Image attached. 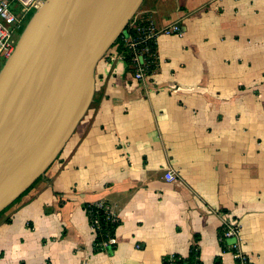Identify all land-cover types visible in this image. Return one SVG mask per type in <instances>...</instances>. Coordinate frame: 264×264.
<instances>
[{
	"label": "crops",
	"instance_id": "0c3cea01",
	"mask_svg": "<svg viewBox=\"0 0 264 264\" xmlns=\"http://www.w3.org/2000/svg\"><path fill=\"white\" fill-rule=\"evenodd\" d=\"M152 22L184 35L158 37L145 80L118 47L101 60L87 116L0 217V264H164L193 245L238 264L227 218L264 264V0H145L131 27ZM98 202L120 220L113 248L96 246Z\"/></svg>",
	"mask_w": 264,
	"mask_h": 264
},
{
	"label": "water",
	"instance_id": "95a60500",
	"mask_svg": "<svg viewBox=\"0 0 264 264\" xmlns=\"http://www.w3.org/2000/svg\"><path fill=\"white\" fill-rule=\"evenodd\" d=\"M145 0H46L0 70V214L49 168L95 98L96 69Z\"/></svg>",
	"mask_w": 264,
	"mask_h": 264
},
{
	"label": "built area",
	"instance_id": "2783aa9c",
	"mask_svg": "<svg viewBox=\"0 0 264 264\" xmlns=\"http://www.w3.org/2000/svg\"><path fill=\"white\" fill-rule=\"evenodd\" d=\"M45 3L46 0H0V70L5 62L13 56L19 38L22 35V30L28 25L30 13L41 9ZM131 28L136 31L135 35H132L131 32L128 33L125 42L132 53L135 79L141 81L147 78L149 67L152 63L151 57H155L158 37L161 35L183 37L184 32L178 24L159 28L153 22ZM165 179L173 182L176 176L172 172H169L165 175ZM92 205L102 211V216L107 222L112 224L120 222L118 216L106 203L98 202ZM92 217V229L96 236H98V232L102 235L103 229L98 215L93 216L92 212ZM223 229L224 237L231 242L230 248L237 250L236 258L238 264H252L249 257L239 250L240 224L227 218ZM116 245V235L112 236L110 233H107L103 242L100 243L103 249L113 248ZM171 257V260L175 261V256Z\"/></svg>",
	"mask_w": 264,
	"mask_h": 264
},
{
	"label": "trees",
	"instance_id": "16d2710c",
	"mask_svg": "<svg viewBox=\"0 0 264 264\" xmlns=\"http://www.w3.org/2000/svg\"><path fill=\"white\" fill-rule=\"evenodd\" d=\"M35 14V12L30 13L29 15V20L28 23L30 22V20L32 19L33 15ZM136 18V16H135ZM135 18L132 20V22L135 20ZM132 22L128 25L125 34H123L122 36H120V38L118 39L117 43L115 44L114 47H118V49L124 53L127 62L130 66H132L131 68H133V62H132V53L129 51L128 46L125 42L126 39V35L128 33L131 32V34H135L136 31L132 30L131 28V24ZM27 26V25H26ZM26 28V27H25ZM25 28L22 30V33L24 32ZM113 47V48H114ZM151 65L149 67V72L151 71V69L154 67L155 65V57H151ZM133 70H135L133 68ZM148 72V73H149ZM41 179H39L29 190H27L19 199H17L11 206H9L7 209H5L1 214L0 217L2 215H4L13 205H15L16 203H18L19 201H21L26 195H28L31 190L34 188V186L40 181ZM89 219H90V224L92 222V212H93V216L94 215H98L99 220L102 224V229H103V236L101 235L100 232H98V236L96 238V246L99 250H103V248L100 246V243L103 242V240L106 237L107 233H110V235H116V230L120 224V222L118 224H112L110 222H107L106 219L102 216V211L98 210L94 205L90 204L87 206L86 208ZM91 212V213H90ZM220 240L222 242V244L224 246H228V240L224 237V229L222 228L220 231ZM172 257H168L164 260V264H202L201 260H200V252H199V248L197 245H193L192 249H191V253L190 256L188 258H183L181 256L176 255L175 256V261L171 260Z\"/></svg>",
	"mask_w": 264,
	"mask_h": 264
}]
</instances>
